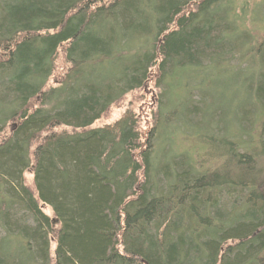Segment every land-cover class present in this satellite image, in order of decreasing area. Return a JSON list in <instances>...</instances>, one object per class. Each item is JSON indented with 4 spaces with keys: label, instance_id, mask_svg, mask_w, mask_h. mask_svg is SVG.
<instances>
[{
    "label": "trees",
    "instance_id": "trees-1",
    "mask_svg": "<svg viewBox=\"0 0 264 264\" xmlns=\"http://www.w3.org/2000/svg\"><path fill=\"white\" fill-rule=\"evenodd\" d=\"M237 1L0 0V264H264V4ZM234 59L253 111L200 129L185 87L175 124L178 71ZM151 77L147 133L130 112L94 127ZM181 134L205 152H172Z\"/></svg>",
    "mask_w": 264,
    "mask_h": 264
},
{
    "label": "rangeland",
    "instance_id": "rangeland-1",
    "mask_svg": "<svg viewBox=\"0 0 264 264\" xmlns=\"http://www.w3.org/2000/svg\"><path fill=\"white\" fill-rule=\"evenodd\" d=\"M263 1L264 0H238L237 7L240 6L243 8L244 6L246 8L244 13H247L249 17L252 18V14L257 5L261 2L264 4ZM262 15L264 16L263 13ZM243 17H245V19L248 18L246 15ZM255 19L258 21L257 18ZM260 20L264 21V17H260ZM246 27L255 31L253 33L255 37L254 43H264V22H259L254 25L246 23ZM57 58L58 60L55 62L54 73L49 80V87L57 86L66 72V67L62 59L63 54L60 52ZM231 64L233 65L221 64L218 69L214 65H210L205 70L201 69L200 72L199 70H194L195 73L191 70L184 73L178 71V75L173 78L175 83L174 87L182 90L183 93H180L178 101H176V98L170 99V105L177 107L176 112L178 114L173 121L175 124L183 122L180 113L184 110L182 102L185 95V87L188 90L195 86L198 89V92L196 91L195 93L199 94V96L201 95L199 89H204L202 93L203 96H200L202 99L204 98L203 105H199V108L196 109V113L192 117L200 129L209 126L215 128L218 125L223 128L231 121L236 122L239 116L249 114V112L253 111V99L250 95V88H247L244 81L250 84L253 77L257 78V74L254 70H251L250 67L246 70L239 71L240 68L248 67L247 61L240 62L234 59L231 60ZM152 78L153 77L150 78V81H148L143 88L127 94L124 99L113 106L94 127H103L113 124L121 118L125 112H130L135 116L141 132L147 133L154 124L153 115L157 110V102L160 93V90L155 88L154 78ZM196 83H200V85H196ZM246 90L248 91L246 92ZM10 129L11 125H8L6 132L10 131ZM161 140V146H163L165 142L163 139ZM197 142L199 146L202 144L200 140H196L189 134L177 135V140L174 143L176 149L172 146L171 150L172 152H176V150L178 152H188L199 157L198 152L205 151H201L196 147L195 144H197ZM205 164L209 165V162ZM31 178L32 176L30 173L25 174L26 184L28 186L31 185ZM41 210L45 215L52 217V211L49 207L41 206ZM53 247L52 245V249Z\"/></svg>",
    "mask_w": 264,
    "mask_h": 264
}]
</instances>
